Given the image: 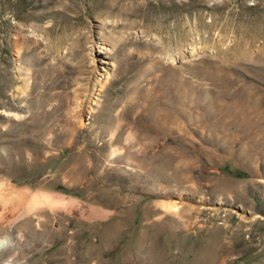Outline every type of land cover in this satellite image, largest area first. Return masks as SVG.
<instances>
[{"label":"rangeland","instance_id":"374dc122","mask_svg":"<svg viewBox=\"0 0 264 264\" xmlns=\"http://www.w3.org/2000/svg\"><path fill=\"white\" fill-rule=\"evenodd\" d=\"M6 238L0 264H264V0H0Z\"/></svg>","mask_w":264,"mask_h":264},{"label":"bare ground","instance_id":"6f19581e","mask_svg":"<svg viewBox=\"0 0 264 264\" xmlns=\"http://www.w3.org/2000/svg\"><path fill=\"white\" fill-rule=\"evenodd\" d=\"M171 207L174 208V210H175V207L173 205ZM12 243H13V241L10 238H6L4 240H0V248L5 249L8 246H11Z\"/></svg>","mask_w":264,"mask_h":264}]
</instances>
